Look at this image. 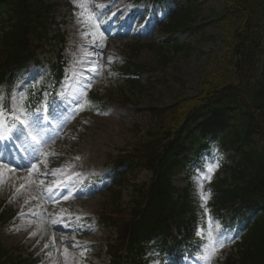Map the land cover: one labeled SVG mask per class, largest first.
Here are the masks:
<instances>
[{"label": "trees", "instance_id": "trees-1", "mask_svg": "<svg viewBox=\"0 0 264 264\" xmlns=\"http://www.w3.org/2000/svg\"><path fill=\"white\" fill-rule=\"evenodd\" d=\"M223 2L221 13L210 22L224 34L223 57H209V72L193 97H179L170 107L151 110L155 129L121 160L126 171L117 183L119 189L112 190L102 219L117 234L108 246L110 264H152L154 247L167 250L171 243H193L188 190L180 193L173 177L181 173L189 177L186 167L192 160L201 162L203 150L218 151L223 163L233 164L229 178L211 183L214 215L221 222L248 225L239 258H229L226 264H264V0ZM175 6L164 27L170 35L165 45L189 55L191 47L179 44L174 36L194 30L197 6L193 0ZM0 24V86L8 87L14 73L35 60L38 50L50 56L51 79L58 84L64 74L66 35L57 22V5L46 0H0ZM161 56L165 65L168 58L162 48ZM142 73V67L128 65L122 77L135 89ZM256 135L263 139L260 150ZM143 169L153 177L134 185L132 207L126 209L122 188ZM7 215L8 211L3 220ZM35 263L13 256L0 244V264Z\"/></svg>", "mask_w": 264, "mask_h": 264}, {"label": "rangeland", "instance_id": "rangeland-1", "mask_svg": "<svg viewBox=\"0 0 264 264\" xmlns=\"http://www.w3.org/2000/svg\"><path fill=\"white\" fill-rule=\"evenodd\" d=\"M46 1L59 5V21L65 22L64 30L68 38L66 57L69 61L70 80L60 93V106L55 108L53 115L60 118L75 102H80L88 88L93 89L100 98V102L93 107H105V111L99 114H83L69 130L65 140L53 147V154L61 162L75 160L86 168L87 175L92 176L96 171V175L105 180L109 174L108 161L133 148L147 130L153 129L154 122L149 110L169 106L179 96L190 98L195 95L197 84L207 73V58L213 54L218 57L223 55V33L210 23L221 12L223 0H194L198 24L192 32L176 36L180 44L191 47L189 55L186 52L176 53L163 46L167 35L162 28H153L148 36L142 35L148 19L154 27L155 19L157 23L166 17L170 2L137 4L131 0ZM69 4L71 9L67 7ZM145 14V23H142L139 19ZM102 17L106 26H114V33L109 35L95 27V23ZM132 21L136 23L135 33L143 38L133 39L132 34L118 31L119 26ZM162 47V52L168 58L165 65L161 64ZM46 58L47 55L40 56L41 60ZM127 64L143 67L140 87L129 88L123 80L120 72ZM45 70L46 67L32 68L23 82L41 83ZM17 91L15 100L18 99ZM254 140L261 148L262 138L255 136ZM26 163L24 161L23 164ZM210 168L213 169L214 177H224L228 172L217 162L211 163ZM30 170L24 168L20 177L18 173L21 171L11 172L0 166V198L13 196L17 190L24 188L22 196L14 199L18 219L9 226H0V242L3 246L15 256L21 253L25 256L32 249H38L44 253L42 264H78L80 260L83 262L79 264H108L106 246L115 234L95 225L100 212L107 211V194L102 191L94 196H83L81 182H88L90 177L82 174L79 182L74 183L80 195L71 194L61 214L64 213L65 225L68 226L70 223L67 221L79 218L90 222L83 227L85 234L81 237L74 233L61 234L58 230H51L41 219L40 208L37 209L34 204L40 179ZM151 176V172L144 171L135 183L147 182ZM187 184L183 176L175 179V185L179 188H185ZM100 186L94 190L100 191ZM205 191L202 182L194 184L190 190L193 202ZM133 196V188H125L127 209L131 207ZM213 241L217 245L215 253L211 251ZM220 244H223L222 248ZM231 248L216 235L210 237L205 244L203 256L193 264H217L222 255L234 252L230 251Z\"/></svg>", "mask_w": 264, "mask_h": 264}, {"label": "snow or ice", "instance_id": "snow-or-ice-1", "mask_svg": "<svg viewBox=\"0 0 264 264\" xmlns=\"http://www.w3.org/2000/svg\"><path fill=\"white\" fill-rule=\"evenodd\" d=\"M20 123L21 124H25L26 122L25 121H20ZM212 171H213V169L210 168L209 169V173H211ZM205 179H209L210 180L211 179V176L209 175V176L205 177ZM201 195H202V198L205 200V203H206L207 202V199H208V196L206 194H204V193H201ZM205 211H207V209H205ZM219 247L222 248L223 247V244H220ZM216 249H217L216 242L213 241V247H212V250L211 251L213 253H215Z\"/></svg>", "mask_w": 264, "mask_h": 264}]
</instances>
